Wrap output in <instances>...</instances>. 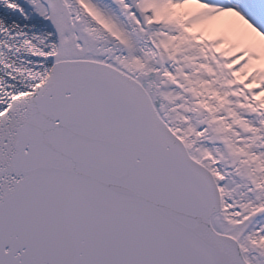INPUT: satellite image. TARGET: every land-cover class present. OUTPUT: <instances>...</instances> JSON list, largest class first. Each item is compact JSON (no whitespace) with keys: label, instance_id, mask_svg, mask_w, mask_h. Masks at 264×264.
Returning a JSON list of instances; mask_svg holds the SVG:
<instances>
[{"label":"snow or ice","instance_id":"snow-or-ice-1","mask_svg":"<svg viewBox=\"0 0 264 264\" xmlns=\"http://www.w3.org/2000/svg\"><path fill=\"white\" fill-rule=\"evenodd\" d=\"M0 264H264V0H0Z\"/></svg>","mask_w":264,"mask_h":264}]
</instances>
